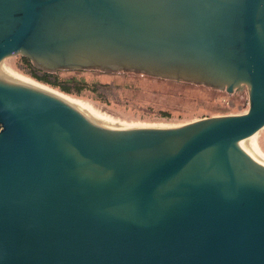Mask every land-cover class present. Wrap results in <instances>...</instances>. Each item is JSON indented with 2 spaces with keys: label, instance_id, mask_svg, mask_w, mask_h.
I'll return each instance as SVG.
<instances>
[{
  "label": "water",
  "instance_id": "obj_1",
  "mask_svg": "<svg viewBox=\"0 0 264 264\" xmlns=\"http://www.w3.org/2000/svg\"><path fill=\"white\" fill-rule=\"evenodd\" d=\"M127 71L233 93L243 114L96 120L0 73V264H264V0H0V65Z\"/></svg>",
  "mask_w": 264,
  "mask_h": 264
},
{
  "label": "rangeland",
  "instance_id": "obj_2",
  "mask_svg": "<svg viewBox=\"0 0 264 264\" xmlns=\"http://www.w3.org/2000/svg\"><path fill=\"white\" fill-rule=\"evenodd\" d=\"M22 58L21 54L5 58L0 73L40 82L27 72ZM56 73L61 78L75 79L81 85L78 91L66 94L100 119L113 124L176 127L207 117L243 114L249 109L247 85L229 93L226 89L138 72L61 69ZM250 145L264 157V127L255 134Z\"/></svg>",
  "mask_w": 264,
  "mask_h": 264
},
{
  "label": "trees",
  "instance_id": "obj_3",
  "mask_svg": "<svg viewBox=\"0 0 264 264\" xmlns=\"http://www.w3.org/2000/svg\"><path fill=\"white\" fill-rule=\"evenodd\" d=\"M22 62L27 72L38 81L59 88L61 91L71 94L80 89V83L75 79L61 78L56 72H50L38 68L28 57L23 56Z\"/></svg>",
  "mask_w": 264,
  "mask_h": 264
},
{
  "label": "bare ground",
  "instance_id": "obj_4",
  "mask_svg": "<svg viewBox=\"0 0 264 264\" xmlns=\"http://www.w3.org/2000/svg\"><path fill=\"white\" fill-rule=\"evenodd\" d=\"M5 78H11V79H16L14 77H12L11 75L9 74H3ZM16 80H19V81H22L30 86H33L39 90H42V91H45L47 93H50L76 107H78L79 109H81L82 111H84L85 113H87L88 115H90L91 117H93L94 119L96 120H100V121H104L102 119H100L99 117H97L94 113H92L90 110H88L80 101H78L77 99H75L72 95H68L64 92H61L57 89H54L52 87H49L45 84H42L40 82H37L35 80H29V79H26V78H17ZM104 122H107V121H104ZM109 123V122H108ZM148 127H164V126H148ZM255 137V134L254 135H251L247 138H244V143L246 145V147L252 151L255 155H257L261 160L262 162L264 163V157L263 156H260L257 151H255L253 149V147L251 148L250 146V141ZM250 145V146H249Z\"/></svg>",
  "mask_w": 264,
  "mask_h": 264
}]
</instances>
